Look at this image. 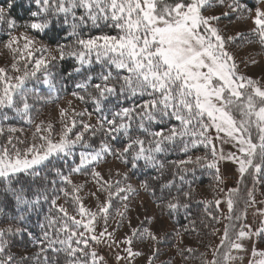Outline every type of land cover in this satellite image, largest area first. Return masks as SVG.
Segmentation results:
<instances>
[{
  "label": "snow or ice",
  "instance_id": "1",
  "mask_svg": "<svg viewBox=\"0 0 264 264\" xmlns=\"http://www.w3.org/2000/svg\"><path fill=\"white\" fill-rule=\"evenodd\" d=\"M262 4L264 0H257L253 10L243 0H26V5L0 0V35L5 37L0 44L12 58L8 67H0V136L8 133L6 142L0 143V195L5 201L11 196L18 210L17 219L0 228V264H17L6 237L31 238L23 222L43 203L51 207L39 224V251L21 257V264L29 260L61 264V255L63 264H106L98 247H93L101 244L125 245L126 255L115 256L119 262L141 254L132 251L133 238L158 241L143 224L122 241L108 231L114 201H127L128 193L136 191L123 183L127 173L106 179L97 170L108 156L130 169L156 170L158 175L142 181L140 187L150 191L170 217L191 207L194 190L189 174L194 177L198 169L210 170L219 186L224 182L221 162H232L237 165L238 184L246 177L252 179L246 207L241 215H233L240 189L227 191L224 202L229 215L224 218L229 223L212 259L201 254V264H236L254 238L264 242V219L256 226L240 223L238 229L233 223L247 220V207L257 203V185L264 184V83L243 74L231 50L243 34L226 35L220 27L221 16L250 19L251 33L264 47ZM17 7H24L27 16H14ZM216 9H221L219 15ZM93 29L100 31L92 34ZM61 32L64 42L56 41L55 48L43 42L50 33ZM57 61H72L71 71L54 72ZM65 77L73 82L71 95L84 109L60 108L58 131L50 122L36 124L37 105L58 102ZM45 88L47 94H41ZM11 118L35 124L31 141L13 136L23 129L5 127ZM224 144L235 151L225 152ZM201 147L205 154L193 157L191 153ZM173 152L185 158L170 162L173 167L165 179L168 169L162 157ZM54 158H72L73 163L67 173L54 166L51 179L41 176ZM72 174L89 175L95 181L91 193L95 211L85 206L79 195L82 185L73 182ZM61 197L64 204L58 203ZM198 203L219 208L222 200ZM122 206L123 211L116 209L121 221L128 210L126 203ZM208 215L219 222L211 212ZM255 215L264 217V209H256ZM101 222L103 229L97 232ZM194 224L190 222L192 231ZM252 254L259 259L249 264H264V251L253 248Z\"/></svg>",
  "mask_w": 264,
  "mask_h": 264
},
{
  "label": "trees",
  "instance_id": "2",
  "mask_svg": "<svg viewBox=\"0 0 264 264\" xmlns=\"http://www.w3.org/2000/svg\"><path fill=\"white\" fill-rule=\"evenodd\" d=\"M21 4L26 5V0H20ZM243 3L250 9H253L257 6V0H243ZM13 15L19 17H26L27 12L25 11L24 7H17L13 10ZM244 19L243 17L235 18V21H239ZM22 22V21H21ZM59 30V29H57ZM20 31H23V29H20ZM100 31V29H93L92 34H97ZM107 31V29H105ZM65 33L61 32L59 36H56L55 33H50L48 37L43 38V42L45 44L50 45L52 48H55L56 41H59L61 43L64 42L63 36ZM5 39L4 36L0 35V40ZM252 41L251 43H248V41ZM1 45V44H0ZM249 45H256L259 47V50L261 51V54L264 56V47H261L259 44L257 38L250 32L243 34V39L240 37H237V40L235 44L232 46L231 50H238L240 48L249 46ZM73 66L72 61H65V62H59L57 61V68H54V72H58L59 74L63 75L68 71H71V68ZM1 67V66H0ZM64 85V90L61 94V98L58 102L55 103H48V104H38L37 108L40 109L38 112H34L35 121L40 119V117L48 112L50 109L55 108V106L64 98L66 97H73L71 95L73 88V82L71 80H68L66 77L62 81ZM31 86V85H30ZM41 94H47V89H42ZM77 100V99H76ZM83 107L85 105L81 103L79 100H77ZM92 121H95V117H92ZM13 126L20 129H31L33 125H28L25 121L20 120L19 118H11L5 125L7 126ZM75 131V130H74ZM7 131L3 136H0V143H4L7 140ZM15 137H20L21 139L30 141L29 138L24 137L21 132H16L13 134ZM207 150L201 147L197 151H193L191 154L193 157L195 156H203ZM78 156V153H77ZM185 158L181 153L179 152H173L169 154H165L162 159L166 162V168L168 171L165 173V179L169 177V173L172 170V164L170 162L176 161L178 159ZM111 161H116L120 163L125 169L126 173L129 179L137 183L139 186L141 185V182L144 180L151 181V178L158 175L156 170L154 169H147V168H138V169H130L129 167H126L119 159H117L114 156H108L106 157L105 161L98 164L97 170H101V165L104 163H108ZM73 163L72 158H68L67 160H64L62 158H54L52 162L48 165L47 168H44L41 172V176H49L51 179L52 177L49 175L51 172V169L55 167H61L65 173L68 172L69 166ZM222 172V169H221ZM72 180L74 179H80L83 182V185H92V187L96 190V184L95 181L92 180V178L89 175L85 174H72ZM188 179L192 181V189L193 191V198L191 202L190 209L185 212L184 210H181L178 215L169 216L168 209L166 207L158 206V201L155 196L151 194L150 191H145L142 187H140L139 191L143 192L145 195L148 196V198L151 200V202L155 206L156 215L159 218H163L167 223L170 224L172 230L169 232H163L158 236V241H153L149 238L136 239L133 238V246L141 243H153L152 246V256L155 258H159V253H157V248L162 247L165 245H169L173 248V254L171 257H167L165 260V263L163 264H172V259H176L179 261V264H201V254H205L206 259H212V250L216 248L219 243H217L218 240V232L223 225V229L226 224L229 223L227 219H221V214L218 211L217 207L213 203L212 205L206 206L203 203H198V201L206 200V201H214L216 200L222 192L219 191V188H223V184L217 185V183L214 180L212 171L210 170H201L198 169L195 176L193 177L191 174H189ZM240 180V179H239ZM238 180V181H239ZM59 183V181H57ZM20 185H17L19 187ZM36 185H32L33 191L36 189ZM71 187L70 185L68 186ZM185 190L187 189V185L184 186ZM238 187L240 189L239 195L235 197L236 204H235V211L233 215H241L243 210L245 209V199H246V192L249 188L252 187V179L251 177H246L243 182L238 184ZM25 188H27V185H25ZM87 187H82L79 195L82 197L83 202L86 207L90 208L86 202V199L83 198L82 190L85 191ZM257 191H255L254 195H259L264 193V184L257 185L256 188ZM85 194V193H84ZM176 191L173 190V195H176ZM159 195V192H157V196ZM85 196V195H84ZM260 196V195H259ZM105 197L101 196L100 199L103 200ZM182 198V197H181ZM8 201H12L11 196L8 197ZM8 201L4 200V196L0 195V228H6L10 223H12L14 220L18 217V210L15 206L14 201H12L10 204ZM129 201V200H128ZM60 204H64V199L61 197V199L58 201ZM126 203L128 206L127 201H120L119 199L114 201L113 208L110 210V217L108 221V229H109V223L111 221H117L118 226L113 230L120 229L127 217V212L129 211V208L126 212L125 217L121 221V218L116 215V209H121L123 211V204ZM5 205H7L5 209ZM67 206V205H66ZM49 203H43L42 208L39 210V212H32L27 215V219L23 222V226L28 229L29 232L32 233V237L29 238L26 235H15V236H9L6 237V239L9 240L10 248L9 252L16 257L17 264H21V257L23 256H34L39 251L38 246V240L42 237V230L39 227V224L44 222V218L46 215H48V210L50 208ZM207 208V211H206ZM247 207V211H248ZM96 209L94 208V211ZM69 211L71 212L72 209L69 208ZM208 212H211L212 215L218 217L219 222L212 220L211 217L208 215ZM52 214L57 215L56 209H52ZM229 215V212H228ZM227 215V216H228ZM225 216V217H227ZM194 221V227L195 231L191 230L192 225H190V222ZM149 221L148 219H144L139 222V224L135 228H139L142 224L147 227ZM233 223L236 224L237 229L239 227L240 223H245V221H233ZM122 225V226H121ZM207 225V226H206ZM121 226V227H120ZM189 228V231L185 232L184 228ZM103 229V223L99 224L97 226V232L101 231ZM213 229H216L217 231L215 234H213ZM177 232H179V235L189 237L193 241V246L190 248L193 249V252L188 253L185 252L184 255H181L180 250H182L179 246L180 243L177 240ZM131 236V232H130ZM159 245V246H158ZM158 246V247H157ZM93 247H98L99 255H101L102 251L99 246L93 245ZM223 251V250H222ZM51 255V253H49ZM185 256H188L190 258L185 259ZM28 264H35L33 260H29ZM61 264H63V255H61Z\"/></svg>",
  "mask_w": 264,
  "mask_h": 264
},
{
  "label": "rangeland",
  "instance_id": "3",
  "mask_svg": "<svg viewBox=\"0 0 264 264\" xmlns=\"http://www.w3.org/2000/svg\"><path fill=\"white\" fill-rule=\"evenodd\" d=\"M264 7V4L260 5ZM221 9H216V14H220ZM237 18L236 15L230 14L228 16H221L220 20V27L222 31L226 35H236L238 33L244 34L250 32L253 25L250 19H242L239 21H235ZM235 53L236 61L239 65L241 72L249 77L257 79L264 83V56L261 54L259 47L256 45H249L238 50H232ZM11 54L3 47V44L0 45V66L1 67H8L11 64ZM71 101V105L69 104ZM60 108H69L75 109L76 111L83 110L82 105L72 97H66L61 100L53 109H50L48 112L44 113L40 119L35 121L36 124L40 123L41 121L50 122L53 124L54 128L58 131L61 127L60 124V116H59V109ZM20 129V128H17ZM35 129V124L31 129H23L21 133L24 137L29 138L30 141L32 139V134ZM222 135V134H221ZM39 142V141H37ZM217 146L220 147L219 142H217ZM225 152L228 151H235V149L230 144L222 145ZM222 163V174L224 177L223 182V189L224 192L217 198L222 200V203L219 205L218 211L221 214V219L223 220L225 216L228 215V209L225 201V195L229 189L235 188L238 186V180L240 179L238 172L236 171L237 165L233 164L230 161H224ZM236 166V167H235ZM101 173L104 174L105 178L107 179L109 175L113 178L116 177V173L119 172L121 177L126 173V169L118 162L111 161L108 163H104L101 165ZM74 183L82 185V187H87L82 190L83 198L86 199L88 206L94 211L96 200L95 197L91 196V193L95 191V188L92 185H83L82 180L74 179ZM124 184H131L133 188L136 189L133 193H128L129 201L128 208L129 211L127 212V217L123 226L120 229L113 231L117 226V221H111L109 223L108 231L113 233V238L117 241H122L125 237L130 236V232L133 228H135L140 221L144 219H148L149 223L147 227H150L152 231L157 235V237L163 232H169L172 230L169 223H167L163 218H159L156 215V210L154 204L145 195L143 192L139 191L140 186L132 181L131 179H127L123 181ZM257 191V190H256ZM85 193V194H84ZM85 195V196H84ZM260 195V196H259ZM255 196L257 201L255 206L249 207L247 211V220L245 223L251 224L256 226L261 219L264 217L255 215L256 209H264V193ZM129 221H131V225L129 226ZM223 234V225L221 226L218 232V240L217 243H220L221 236ZM177 240L180 243L181 249H188L193 246V241L189 237H185L179 235ZM108 243H111L109 241ZM153 244V243H151ZM150 243H141L135 246L131 245L132 251L134 253H141L140 255H135L130 257L126 260L122 259L119 262L116 261L115 256L117 254L121 256H125L126 253L124 252L125 245L112 246L108 247L105 244L99 245L101 248V256L105 258L106 264H150V258L152 256V246ZM159 246V245H158ZM157 246V247H158ZM247 251L244 253H240L239 255L242 257L240 260L236 262V264H249V261L256 259L258 260V256H253L252 249L255 248L257 252L264 251V242H261L259 239L254 238L250 243L246 245ZM157 253H159V258L154 259V264H163L167 257H171L173 254V248L169 245H165L162 247L157 248ZM236 254L235 252L233 253ZM172 264H179V261L176 259H172Z\"/></svg>",
  "mask_w": 264,
  "mask_h": 264
},
{
  "label": "crops",
  "instance_id": "4",
  "mask_svg": "<svg viewBox=\"0 0 264 264\" xmlns=\"http://www.w3.org/2000/svg\"><path fill=\"white\" fill-rule=\"evenodd\" d=\"M236 167V166H235ZM223 173V172H222Z\"/></svg>",
  "mask_w": 264,
  "mask_h": 264
}]
</instances>
